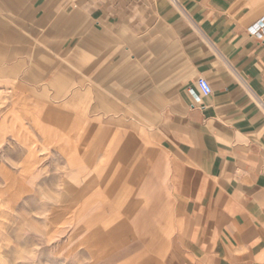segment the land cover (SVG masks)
<instances>
[{
  "label": "rangeland",
  "instance_id": "1",
  "mask_svg": "<svg viewBox=\"0 0 264 264\" xmlns=\"http://www.w3.org/2000/svg\"><path fill=\"white\" fill-rule=\"evenodd\" d=\"M87 1L0 0V264H172L178 250L177 162L150 163L157 119L131 85L161 69L159 48L93 31Z\"/></svg>",
  "mask_w": 264,
  "mask_h": 264
},
{
  "label": "crops",
  "instance_id": "2",
  "mask_svg": "<svg viewBox=\"0 0 264 264\" xmlns=\"http://www.w3.org/2000/svg\"><path fill=\"white\" fill-rule=\"evenodd\" d=\"M87 4L93 31H108L120 46L128 37L133 48L146 35L159 48L151 53L160 55L161 69L153 66L150 76L147 68L145 82L131 85L140 86L136 96L157 119L143 133L150 163L158 154L177 162L181 232L172 264H264V34L248 31L264 18V0ZM198 77L210 83V95L190 94ZM164 213L155 215L157 224ZM155 241L161 259L165 240Z\"/></svg>",
  "mask_w": 264,
  "mask_h": 264
},
{
  "label": "built area",
  "instance_id": "3",
  "mask_svg": "<svg viewBox=\"0 0 264 264\" xmlns=\"http://www.w3.org/2000/svg\"><path fill=\"white\" fill-rule=\"evenodd\" d=\"M251 36L260 38L264 34V18L258 20L250 26L248 29ZM212 93L210 83L203 77H198L195 82L194 90H190V94L193 97L208 96Z\"/></svg>",
  "mask_w": 264,
  "mask_h": 264
}]
</instances>
